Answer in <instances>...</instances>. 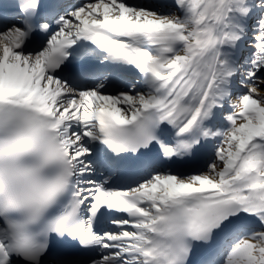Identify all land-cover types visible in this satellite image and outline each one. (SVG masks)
<instances>
[{
    "label": "snow or ice",
    "instance_id": "1",
    "mask_svg": "<svg viewBox=\"0 0 264 264\" xmlns=\"http://www.w3.org/2000/svg\"><path fill=\"white\" fill-rule=\"evenodd\" d=\"M0 264H264V0L0 3Z\"/></svg>",
    "mask_w": 264,
    "mask_h": 264
},
{
    "label": "bare ground",
    "instance_id": "2",
    "mask_svg": "<svg viewBox=\"0 0 264 264\" xmlns=\"http://www.w3.org/2000/svg\"><path fill=\"white\" fill-rule=\"evenodd\" d=\"M147 2V0H128L129 3H142V2ZM238 91V90H237ZM185 167H188L184 169ZM194 163H186V164H176L172 166V171L180 174H185L187 175V172L190 171V169L195 168ZM184 169V170H182ZM188 174H193V173H188ZM109 230H113L114 226L111 225V227L108 228Z\"/></svg>",
    "mask_w": 264,
    "mask_h": 264
},
{
    "label": "rangeland",
    "instance_id": "3",
    "mask_svg": "<svg viewBox=\"0 0 264 264\" xmlns=\"http://www.w3.org/2000/svg\"><path fill=\"white\" fill-rule=\"evenodd\" d=\"M203 169H204V166H203L202 168H200L199 170H197L196 172L201 171V170H203ZM196 172H195V173H196Z\"/></svg>",
    "mask_w": 264,
    "mask_h": 264
}]
</instances>
